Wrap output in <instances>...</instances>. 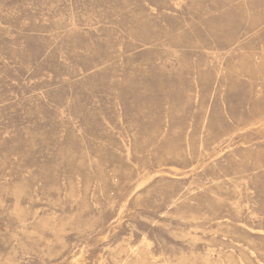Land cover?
Returning a JSON list of instances; mask_svg holds the SVG:
<instances>
[{
	"label": "rangeland",
	"instance_id": "rangeland-1",
	"mask_svg": "<svg viewBox=\"0 0 264 264\" xmlns=\"http://www.w3.org/2000/svg\"><path fill=\"white\" fill-rule=\"evenodd\" d=\"M0 264H264V0H0Z\"/></svg>",
	"mask_w": 264,
	"mask_h": 264
},
{
	"label": "bare ground",
	"instance_id": "bare-ground-1",
	"mask_svg": "<svg viewBox=\"0 0 264 264\" xmlns=\"http://www.w3.org/2000/svg\"><path fill=\"white\" fill-rule=\"evenodd\" d=\"M140 252V251H139Z\"/></svg>",
	"mask_w": 264,
	"mask_h": 264
}]
</instances>
